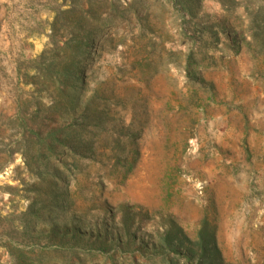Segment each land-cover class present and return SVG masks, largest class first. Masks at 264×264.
I'll use <instances>...</instances> for the list:
<instances>
[{
	"label": "rangeland",
	"instance_id": "1",
	"mask_svg": "<svg viewBox=\"0 0 264 264\" xmlns=\"http://www.w3.org/2000/svg\"><path fill=\"white\" fill-rule=\"evenodd\" d=\"M96 28L92 153L53 161L72 206L47 215L34 131L79 118L61 72ZM205 222L264 264V0H0V264H200Z\"/></svg>",
	"mask_w": 264,
	"mask_h": 264
},
{
	"label": "trees",
	"instance_id": "2",
	"mask_svg": "<svg viewBox=\"0 0 264 264\" xmlns=\"http://www.w3.org/2000/svg\"><path fill=\"white\" fill-rule=\"evenodd\" d=\"M70 10V9H69ZM102 36V28H96L94 32L87 31L85 36L83 37V42H79L77 44V52L75 53L76 62L73 68H67L62 70V74L64 75V79L70 81L72 85V105L73 109L78 111L80 116L78 119L73 120L69 125L63 127L62 129H53L50 130L47 134L42 135V129H38L34 131L36 139L40 143V148L38 152V160L39 163L42 164V170L39 172V177L42 181H47L49 184V188L52 191L49 198L44 200L42 207L47 211V215H51L55 213L59 215V213H64L69 210L72 206V200H70V195L68 193L69 187V172H71V168L73 165L66 166V168L62 169V167L57 166L53 163L54 160L60 161L62 155L66 150H72L73 153L79 154L83 152L84 154L92 153V147L86 141L75 139V143L69 139L74 133L77 125L82 122H88L90 115L89 103H85L84 107H81L83 103L82 98V90L83 84L85 83V74L86 68L82 64V62L89 56L91 49L96 44L97 40ZM74 39H69L64 42L65 47H70L71 42ZM77 112V113H78ZM72 138V137H71ZM43 147V151H42ZM47 173H51V179H48ZM61 190L60 193L57 191ZM39 204L38 201H35ZM35 204V203H34ZM33 203L30 204L29 210L32 211ZM207 223L205 222L203 227L199 233V248H200V264H225L220 249L217 246L214 230H210L206 228ZM54 228H58V224L54 222ZM194 255V252H190Z\"/></svg>",
	"mask_w": 264,
	"mask_h": 264
}]
</instances>
